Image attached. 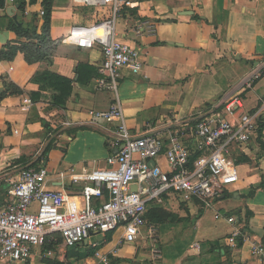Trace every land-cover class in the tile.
<instances>
[{
    "label": "crops",
    "instance_id": "obj_1",
    "mask_svg": "<svg viewBox=\"0 0 264 264\" xmlns=\"http://www.w3.org/2000/svg\"><path fill=\"white\" fill-rule=\"evenodd\" d=\"M133 1L138 8L124 9L116 23L118 41L135 47L143 62L140 75L124 69L119 80L124 121L132 136L146 131L165 136L174 121L184 122L185 130L197 119L222 115L234 99L240 102L241 113H256L263 107L264 0ZM6 6L16 5L6 1ZM42 8L41 0H25L24 10L15 15L41 33ZM10 19L0 9V52L8 43L26 42L10 29ZM97 19L89 8L73 0H52L49 36L57 43L52 61L29 65L22 54L11 62L0 61V77L24 91L0 100V174L11 177L22 168L44 166L49 172L46 189L75 195L83 184L72 183L70 169L77 174L103 169L106 159L118 152L114 145L117 123L91 122L89 116L90 111L109 110L112 103L110 93L96 88L101 51L98 47L81 50L64 42L73 27H90ZM79 66L93 69L83 76L86 82L77 81ZM43 71L72 81L64 108L44 100L24 107V99L38 91L33 77ZM260 116L250 141L230 146L238 182L227 187L212 207L205 209L196 200L184 204L170 196L163 206H152L148 213L169 206L177 220L155 224L146 215L147 224L156 229L155 239L117 246L119 229L97 240L105 241L101 252L109 254L113 264H264L251 255L252 244L264 241V109ZM63 122L72 125L63 128ZM47 126L56 128L51 136ZM51 138L56 146L44 158L42 152ZM182 141L194 159L196 140L188 134ZM155 162L168 169L163 157ZM5 191L0 193V210ZM231 217L237 222L234 226L245 233L235 248L227 241L233 230L227 222ZM92 237L98 235L92 234L89 241ZM89 241L87 246L68 250L73 254L69 258L66 251L50 258L37 251L25 264L61 263L63 258L71 264H99ZM193 245L200 250L191 249ZM83 252L93 256L80 259Z\"/></svg>",
    "mask_w": 264,
    "mask_h": 264
},
{
    "label": "built area",
    "instance_id": "obj_2",
    "mask_svg": "<svg viewBox=\"0 0 264 264\" xmlns=\"http://www.w3.org/2000/svg\"><path fill=\"white\" fill-rule=\"evenodd\" d=\"M6 1L11 5L15 2ZM73 2L89 8L98 19L90 27H73L64 42L81 50L98 47L101 51L96 88L110 93L112 103L109 110L90 111L89 116L91 122L117 123L114 145L118 152L106 159L103 169L81 174L70 169L72 183L83 184L75 195L46 189L49 172L44 166H28L11 177L0 174V188L7 186L0 210V264H25L37 251L50 258L55 252L72 250L89 241L92 234L108 235L119 229L122 234L117 246L155 239L156 229L146 221L150 207L163 206L170 196L184 204L196 200L205 209L212 207L225 195L227 187L238 182L237 167L229 158L230 146L249 142L261 121L264 104L256 113H241L240 102L234 99L225 106L222 115L197 119L185 130L184 122L174 121L165 136L147 131L132 136L124 121L119 80L124 69L140 75L143 62L135 47L118 41L116 23L124 9H137L138 3ZM39 15L44 16L43 9ZM23 104L28 108L33 101L26 98ZM71 125L61 124L63 128ZM188 134L196 140L194 159L192 150L182 141ZM159 157L165 159L167 170L155 162ZM227 222L233 226L227 241L235 248L245 239V233L234 226L237 222L233 217ZM103 244L105 241L91 242L89 247L95 250L99 264H110L109 254L100 250ZM191 249L200 250V246L193 245ZM251 255L264 261V241L252 244Z\"/></svg>",
    "mask_w": 264,
    "mask_h": 264
},
{
    "label": "trees",
    "instance_id": "obj_3",
    "mask_svg": "<svg viewBox=\"0 0 264 264\" xmlns=\"http://www.w3.org/2000/svg\"><path fill=\"white\" fill-rule=\"evenodd\" d=\"M42 9L44 10V23L42 26L41 33L37 32V29L29 24L21 22L20 20L14 22L10 19V29L18 35L20 38L25 39L26 42H15L8 43L5 45L3 50L0 52V61L11 62L15 59L18 54H22L24 60L27 64H35L39 62L50 63L54 51L57 47V43L53 42L49 36V26H50V15L52 8V0H41ZM30 3H34L35 0H29ZM14 4L17 6L18 11H23L25 7V0H15ZM6 0H0V9L6 10ZM33 42V43H32ZM93 71L91 67L79 66L78 67V82H86L84 79L85 73ZM0 100L11 95H22L24 91L16 86L12 82H8L4 78L0 77ZM32 83L38 85V91L31 93V101H47L54 107L64 108L67 100L71 96L72 92V81L61 77L55 73L49 71H43L37 73L32 80ZM48 127V126H47ZM49 133L51 130L49 129ZM55 133V132H54ZM56 146V140L54 138L49 139L42 152V157L46 158L47 154L53 150ZM151 212H156L157 210H151L148 213V219H150ZM160 213L161 211L158 210ZM171 215L166 217L158 218L156 223H163L167 219L171 218ZM173 220V218H171ZM170 219V220H171ZM92 252H86L83 255H78L80 259H86L92 257ZM115 261L111 260L110 264Z\"/></svg>",
    "mask_w": 264,
    "mask_h": 264
},
{
    "label": "rangeland",
    "instance_id": "obj_4",
    "mask_svg": "<svg viewBox=\"0 0 264 264\" xmlns=\"http://www.w3.org/2000/svg\"><path fill=\"white\" fill-rule=\"evenodd\" d=\"M157 160V159H156ZM167 209V210H166ZM168 209H170V207L169 206H166L165 207V209L164 210H161V212L159 213L158 211H157V213L156 212H151V214H150V219L152 220V222L153 223H155L156 224V222L158 221V220H156V219H160V218H162V217H166L167 215H171L172 217L171 218H174V219H176L177 220V217H175V216H173L169 211H168ZM166 210V211H165ZM171 218H166L167 220L165 221V222H168V221H170V222H172V221H174V219L172 220ZM171 219V220H170ZM164 223V222H163ZM159 224V223H158ZM145 231V230H144ZM101 238H102V236L101 235H98V237H92L91 239H90V243L91 242H94V241H96L97 242V240H101ZM140 240V239H139ZM76 248V247H75ZM74 248V249H75ZM73 250V249H72ZM80 250L81 251H85L86 250V248H80ZM65 252V251H64ZM66 253H67V251H66ZM65 253V254H66ZM72 252L70 251V252H68L67 254H66V258H69V257H71L73 254H71ZM84 253V252H83ZM56 256H60L59 254H56L54 257H56ZM53 257V258H54ZM66 258H63L62 259V262L61 263H59V262H55L54 261V263H52V264H71L68 260H66Z\"/></svg>",
    "mask_w": 264,
    "mask_h": 264
},
{
    "label": "water",
    "instance_id": "obj_5",
    "mask_svg": "<svg viewBox=\"0 0 264 264\" xmlns=\"http://www.w3.org/2000/svg\"><path fill=\"white\" fill-rule=\"evenodd\" d=\"M17 9H18L17 6H10V7H8V8L6 9V13H7V15H8L9 17H11V18L13 19L14 22H17V23H18L17 16L15 15V12L17 11ZM151 164L153 165L154 162L152 161ZM6 189H7V186L1 187V188H0V193H1L2 191L6 190ZM135 190H136V187L133 186V187H132V191H135ZM79 246H87V241H85V242L79 244Z\"/></svg>",
    "mask_w": 264,
    "mask_h": 264
}]
</instances>
